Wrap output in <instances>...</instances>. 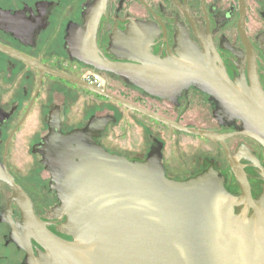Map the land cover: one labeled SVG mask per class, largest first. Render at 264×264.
<instances>
[{
	"label": "flooded vegetation",
	"instance_id": "1",
	"mask_svg": "<svg viewBox=\"0 0 264 264\" xmlns=\"http://www.w3.org/2000/svg\"><path fill=\"white\" fill-rule=\"evenodd\" d=\"M96 8L97 0H0V169L44 227L66 241L96 238L93 199L80 184L84 174L64 169L54 151L67 143L152 164L172 181L209 173L231 196L237 221L247 223L254 211L241 200L229 159L241 167L257 201L264 192V146L240 134L247 129L236 111L201 80L130 79L95 69L79 53L128 64L172 56L186 62L193 53L223 67L232 83H248L242 20L264 92V0H103ZM93 75L100 81H91ZM24 226L12 188L0 179V264H27L24 243L37 264H61L45 261Z\"/></svg>",
	"mask_w": 264,
	"mask_h": 264
},
{
	"label": "water",
	"instance_id": "2",
	"mask_svg": "<svg viewBox=\"0 0 264 264\" xmlns=\"http://www.w3.org/2000/svg\"><path fill=\"white\" fill-rule=\"evenodd\" d=\"M102 1L97 0L94 12ZM242 23L241 20L239 32L248 50V83H232L223 67L216 66L207 56L193 53L186 62L172 56L168 60L148 57L140 64L116 63L102 59L94 51L79 53V59L97 70L130 79L163 84L201 80L241 117L247 131L240 134H248L264 146V92ZM71 80L153 117L150 112L102 92L95 85ZM170 124L186 133L219 140L213 133ZM54 151L64 169L84 174L80 184L93 199L91 218L96 234L93 243L86 239L66 241L50 233L33 213L22 189L8 172L0 169V179L12 188L21 210L24 233L44 249L45 261L55 259L61 264H264V192L254 201L241 167L232 160L229 159L230 166L241 187V200L254 211L247 223L237 221L231 196L223 189L221 181H214L209 173L172 181L161 176L152 164L103 155L77 143L74 146L61 144ZM23 247L26 263L37 264L28 243Z\"/></svg>",
	"mask_w": 264,
	"mask_h": 264
},
{
	"label": "built area",
	"instance_id": "3",
	"mask_svg": "<svg viewBox=\"0 0 264 264\" xmlns=\"http://www.w3.org/2000/svg\"><path fill=\"white\" fill-rule=\"evenodd\" d=\"M89 79H90L91 81H96V80H99V81H100V79L98 78V75L90 76Z\"/></svg>",
	"mask_w": 264,
	"mask_h": 264
}]
</instances>
